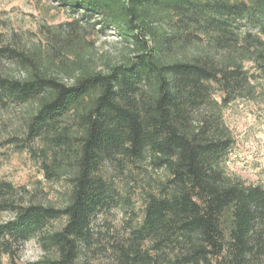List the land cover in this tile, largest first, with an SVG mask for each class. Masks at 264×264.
<instances>
[{
  "label": "trees",
  "instance_id": "1",
  "mask_svg": "<svg viewBox=\"0 0 264 264\" xmlns=\"http://www.w3.org/2000/svg\"><path fill=\"white\" fill-rule=\"evenodd\" d=\"M62 1L77 16L66 30L94 20L130 44L131 54L97 68L80 51L66 49L73 58L53 71L34 53L0 47V55L17 59L24 71L18 78L0 71V100L36 98L26 137L42 140L46 178L69 171L62 206L24 201L0 182V214L10 215L0 219V264L4 255L16 264L20 245L57 218L64 219L62 227L40 235L53 255L25 264H77L93 218L112 200L101 163L119 156L147 158L165 177L146 193L140 223L114 246V264H261L264 188L224 173L219 161L231 144L227 129L210 119L193 123L191 111L218 104L211 84L222 94L220 106L243 96L250 84L244 61L258 65L264 77V0ZM176 27L217 32L223 58L170 57ZM71 113L75 127L56 130Z\"/></svg>",
  "mask_w": 264,
  "mask_h": 264
},
{
  "label": "rangeland",
  "instance_id": "2",
  "mask_svg": "<svg viewBox=\"0 0 264 264\" xmlns=\"http://www.w3.org/2000/svg\"><path fill=\"white\" fill-rule=\"evenodd\" d=\"M74 18L77 16L62 0H0V47L34 53L40 60L50 61L53 71L61 65L60 61L69 63L73 58L72 54L66 55V49L80 51L97 68L120 62L131 54L130 44L114 31H101L94 20H82L74 29L66 30L65 23ZM179 30L168 51L170 57L208 63H218L223 58L224 53L216 45L217 32L191 28L181 33ZM243 64L250 76L249 86L241 90L243 96L220 106L222 94L211 84V98L218 104L211 101L200 105L191 111V119L196 124L199 119H210L226 128L231 144L219 161L224 173L245 184L264 188V77L255 63L244 61ZM0 71L14 78L24 75L18 60L9 56L0 55ZM35 103L36 98L27 102L0 100V182L10 183L15 195L24 201L62 206L68 197V168L60 177L46 178L41 164L44 156L39 151L42 140L26 137V121ZM73 119L72 113L66 115L56 130L65 125L74 128ZM100 172L109 183L112 200L93 218L90 240L81 245L77 264H114V246L140 223L146 193L154 190L165 177L164 171L153 168L147 158L105 159ZM9 216L2 212L0 219ZM63 224V218L51 220L43 233L23 242L14 255L15 263L25 264L52 256L53 250L43 248L40 235L56 231ZM2 264L12 263L4 255Z\"/></svg>",
  "mask_w": 264,
  "mask_h": 264
}]
</instances>
